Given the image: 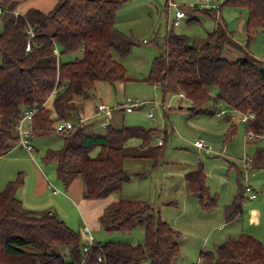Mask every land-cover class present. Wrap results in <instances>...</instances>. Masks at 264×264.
<instances>
[{
    "label": "trees",
    "instance_id": "obj_1",
    "mask_svg": "<svg viewBox=\"0 0 264 264\" xmlns=\"http://www.w3.org/2000/svg\"><path fill=\"white\" fill-rule=\"evenodd\" d=\"M24 1L0 0V155L18 144L17 124L34 108L31 135L39 138L56 133L63 140L61 148L48 149L43 159L56 164L62 180L79 176L83 198H104L129 180L124 168L125 159L132 156L125 150L129 129L107 125L98 132L86 130L78 123L81 110L74 99L89 100L96 82L128 80L125 67L113 56V52L125 56L134 45L116 28V13L127 0H57L47 12L36 8L17 12ZM223 6L245 10V44L234 39L233 31L217 14ZM178 7L187 15V23L197 21L192 14L200 11L199 7ZM201 11L213 16L215 28L199 47L191 44L188 36L167 31L145 81L159 88L163 100L168 94L184 93L192 115H214L218 104L239 115L251 112L253 118L243 122L245 134L261 136L264 78L259 68L264 62L250 52L248 44L264 31V0H222L217 9ZM231 50L239 56L227 57L225 53ZM76 52L80 58L61 61L60 56ZM64 120L71 121L73 127L55 131V124ZM235 130L231 122L226 138ZM151 131L141 132L146 149L140 155L155 165L163 144L149 145ZM96 148L98 152L91 156ZM185 181L202 209L214 207L216 198L206 185L201 165L187 172ZM22 183L18 175L0 191V264H76L83 257L86 264H141L145 260L172 264L179 253L180 232L155 214L148 202L120 198L103 208L100 224L110 232L130 231L141 222L143 243L93 241L84 254L80 232L56 213L21 205L15 192ZM241 212L242 195L238 194L224 207V217L231 221ZM196 264H264V245L247 234L228 237L214 251H201Z\"/></svg>",
    "mask_w": 264,
    "mask_h": 264
},
{
    "label": "rangeland",
    "instance_id": "obj_2",
    "mask_svg": "<svg viewBox=\"0 0 264 264\" xmlns=\"http://www.w3.org/2000/svg\"><path fill=\"white\" fill-rule=\"evenodd\" d=\"M221 2L222 0H207L202 5H196L201 10L217 9ZM201 10L194 13L196 22L187 23L185 17L174 25V8L167 6V0L125 1L116 13V28L133 41L134 45L125 56L116 52H113V56L123 64L129 80L113 84L99 81L96 82L93 96L89 100L75 98L86 102V110L102 104L104 110L115 111L113 125H116L118 118H123V124L128 127L135 125L145 129H161L165 137L159 133L149 141V144L157 145L156 137L162 138L161 159L154 168L151 169L149 164L144 166L136 158H128L124 162V168L129 180L122 185L121 190L100 199L84 198L80 204H74L70 199V204L60 194L68 195L65 184L69 179L59 178L56 164L43 159L48 149L61 148L62 137L56 133L39 138L31 136V155L20 144L14 146L10 152L0 155V191L8 180L21 176L23 183L16 190L15 196L22 201V206L32 211L54 210L71 229L80 232L85 244V225L95 242H122L131 245L143 243L144 226L141 222H137L130 231L108 232L100 224L99 216L105 206L120 198L146 201L162 220L175 229L180 228V237L177 240L179 253L172 264H196L201 251H214L228 236L235 238L240 234H247L264 245V133L261 136L252 133L246 135L241 115L224 106L219 107L220 104L216 106V111H226L225 116L220 119L215 114L189 117L187 101L173 94H168L163 100L159 88L145 81L153 58L161 51L163 36L167 31L186 35L191 44L199 47L206 33L213 30V16ZM220 14L228 29L233 31L234 39L241 45L245 44V10L223 6ZM248 49L264 62V31L250 41ZM229 56L228 54L227 57ZM80 57V52H76L62 55L60 59L66 62ZM126 98L143 102V106L123 115L116 107L122 106ZM49 105L50 102H46V106ZM149 113L153 115L152 118L147 117ZM231 122L236 130L230 138H226ZM128 129L131 136L125 150L137 153L140 147L138 136L133 128ZM249 135H253L252 138H248ZM195 140L203 141L209 151L197 148L194 145ZM97 152L98 148L90 155L95 156ZM244 159L251 160L246 181L243 176ZM200 165L205 173L206 185L216 198V203L210 210L202 209L195 197L187 202V206L182 205L185 196L184 184H181L184 179L182 169L193 170ZM41 171L49 188L40 195L43 199L39 203L41 209H35L33 205L36 202L32 201L31 196L34 197L37 172L42 173ZM180 171L182 175L179 174ZM141 173L143 177L140 178L137 174ZM245 183L249 184L255 198L249 199L244 190ZM52 192L58 195H52ZM238 194L242 195V212L235 219L227 221L224 207ZM193 211L204 215L216 213L217 216H211L214 227L210 229L208 224L203 226L202 223L199 226L195 221L192 223L190 213ZM141 264L149 262L145 260Z\"/></svg>",
    "mask_w": 264,
    "mask_h": 264
},
{
    "label": "crops",
    "instance_id": "obj_3",
    "mask_svg": "<svg viewBox=\"0 0 264 264\" xmlns=\"http://www.w3.org/2000/svg\"><path fill=\"white\" fill-rule=\"evenodd\" d=\"M56 1L57 0H25L23 3H21V4H19L17 6V12L24 13L29 8H36V9H39L40 11H42V12H47V11H49L55 5ZM203 2L204 1H202V0H167V6L168 7L171 6L172 8H174V11H175V9L178 6H198V5H202ZM196 4H198V5H196ZM217 14L220 16V18H222L221 14H220V11ZM192 16H194V14H192ZM245 18H246V16H245ZM172 19L174 20V14H173V18ZM244 25H245V22H244ZM214 28H215V21L213 23V29ZM208 32H210V31H208ZM207 33H206V35H207ZM228 52L229 53H226V54H227V56H228V54L230 55L229 56L230 59H234V58H236V57L239 56V53L237 51L234 52V51L231 50V51H228ZM79 101L77 99H74V103L77 105L78 109L81 110L85 114V116H86L85 121L82 123V125L85 126L86 130H88L90 132H98L99 130L105 129L107 127V125H110L111 127L116 128V129H119V128H122V127L133 128L135 130L137 136H138V141L140 142V147L138 148L139 151L137 153L136 152L131 153L132 156H130L128 158L131 159V157H132V159L133 158L134 159L136 158L137 160H141L142 161L141 163L144 166H148V164H149V166L151 167V169L154 168L160 162L159 161L157 164L154 165L152 159L147 158L145 156H142L140 154L144 153V151L146 149L145 146L143 145L142 141H141L142 140L141 132L143 130H152L151 131V134H150V139H149V141L151 142L153 136H156L157 134L162 133L160 131L161 129H157V128L145 129L144 127L143 128L142 127H137L135 125H133L132 127H128V126H125L123 124V118L122 119L118 118V121L115 123L116 125H113L112 122L115 120V116H116L114 114L115 111H113V110L109 111V116H106L104 113L99 114V113L96 112L98 110L99 106H101V107L103 106L102 104L94 105L91 109L86 110V108H85L86 107L85 106V103L86 102H82V101L79 102ZM219 107H221V105ZM178 108H181V107H178ZM116 109L119 110V111H121L123 113V115H124V113H130L131 112V111L130 112L124 111V109H123V107L121 105L117 106ZM187 109H189V108H187ZM188 114H189V117H195L194 115L191 114L190 110H189V113ZM123 115H122V117H123ZM147 117H148V114H147ZM216 117L219 118V119L222 118V117H219V116H216ZM149 118H152V117H149ZM97 128H98V130H96ZM162 134L165 137V133H162ZM130 136H131V134H130ZM127 141H126V144L125 145L128 144ZM16 145H18V144H16ZM149 145L150 146H157V145H151V144H149ZM12 148L8 152H10L12 150ZM125 149H126V147H125ZM127 159H125V161ZM182 170H183V174H184V176H183L184 179L181 180L182 181L181 184H184V188L183 189H184V192H185L184 193V195H185L184 196V202L182 203V205L187 206V202L188 201H192L191 199H193L194 197L197 199V197L188 190V187H187L186 181H185V174L187 172H189V171H192V170H189V169L188 170L187 169H182ZM41 172L42 173L37 172V177L35 179V185H34V193H33V196L34 197L31 196V198L33 199L32 201H35L36 202L33 205V207L35 209H37V208L38 209L39 208L41 209V207H39L40 206L39 203L41 201H43V199L40 198V195H42L44 193V190H46V188L49 186L48 181H46L44 179L45 176L43 174V171H41ZM179 174L182 175L181 174V171L179 172ZM65 189H66L65 192H67L68 195H65V194L60 193L61 194V197L63 199L67 200L70 204H71V202L74 203V204H80V203L83 202V200H84V198L82 197L83 184H82V180H81V178L79 176H72L71 178H69V180L65 184ZM47 191H48V189H47ZM52 193H53L52 195H58L55 192H52ZM70 199H71V202H70ZM196 201H198V200H196ZM20 202H22V201H20ZM21 205H23V204H21ZM53 212H54V210H53ZM190 214L192 216V218H191L192 219V223L195 221L196 225L199 224V226H201L202 223H203L202 224L203 226H205V225L207 226V224H208V226H210V229L212 227H214L213 220H211V218L213 216H217L216 213H214L212 215H210V214L204 215L202 213H199L198 211L197 212L196 211H193ZM208 215H210L209 216V219H208ZM176 230L179 231L180 228L177 227ZM181 230H183V229H181ZM93 240L95 241L94 237H93Z\"/></svg>",
    "mask_w": 264,
    "mask_h": 264
},
{
    "label": "built area",
    "instance_id": "obj_4",
    "mask_svg": "<svg viewBox=\"0 0 264 264\" xmlns=\"http://www.w3.org/2000/svg\"><path fill=\"white\" fill-rule=\"evenodd\" d=\"M204 2H206L207 0H202ZM2 11V9L0 8V12ZM187 17V15L184 13V10L177 7L174 11V20H173V24L176 25L178 24L180 19H183ZM28 33L30 34V37L33 36V33L29 30ZM30 45L27 44L26 46V50H29ZM56 52V51H55ZM263 60H264V54H263ZM176 96H178L179 98H184V93L182 92H178L176 94ZM143 106V102L137 101V100H132L130 98H126L124 103L122 104V107L124 109V111L126 112H130L134 109H138L140 107ZM36 109H31L26 111L23 116L20 118L16 130L18 133V144H20L29 154H31L33 147L31 145V117L33 116V114H35ZM97 113L101 114L104 113L106 116H109V110H104L101 106H99L98 110L96 111ZM225 110L224 109H220L216 111V116L222 117L225 114ZM78 123H83L85 121L86 116L84 115V113L82 111H79L78 114ZM148 117H153V115L151 113L148 114ZM253 118V114L251 112L241 115V121L245 122L249 119ZM73 127V123L69 120H64V121H59L55 124V131L60 132V131H66L69 130ZM253 135H249L248 138H252ZM156 143L157 145H161L162 144V138L160 137H156ZM194 145L199 148V149H203L205 151H209V147H207L203 141L201 140H195L194 141ZM251 160H243V164H244V179L245 181L248 178V173H249V164H250ZM244 190L246 193H248V197L249 199H253L256 197L255 193L253 192V190L250 188L248 183H245L244 185ZM84 232L87 235V243L85 244L84 248H83V252L84 254L89 250L90 246L93 243V236L90 233L89 229L87 226L84 227ZM83 257L78 263L76 264H86L84 261Z\"/></svg>",
    "mask_w": 264,
    "mask_h": 264
},
{
    "label": "water",
    "instance_id": "obj_5",
    "mask_svg": "<svg viewBox=\"0 0 264 264\" xmlns=\"http://www.w3.org/2000/svg\"><path fill=\"white\" fill-rule=\"evenodd\" d=\"M259 70H260V73H261L262 77L264 78V67H260Z\"/></svg>",
    "mask_w": 264,
    "mask_h": 264
}]
</instances>
